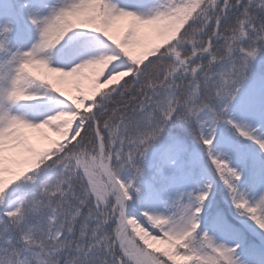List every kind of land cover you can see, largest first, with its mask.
<instances>
[{
    "label": "snow or ice",
    "instance_id": "6c2138e0",
    "mask_svg": "<svg viewBox=\"0 0 264 264\" xmlns=\"http://www.w3.org/2000/svg\"><path fill=\"white\" fill-rule=\"evenodd\" d=\"M0 264H264V0H0Z\"/></svg>",
    "mask_w": 264,
    "mask_h": 264
},
{
    "label": "rangeland",
    "instance_id": "374dc122",
    "mask_svg": "<svg viewBox=\"0 0 264 264\" xmlns=\"http://www.w3.org/2000/svg\"><path fill=\"white\" fill-rule=\"evenodd\" d=\"M37 136H39V133H36Z\"/></svg>",
    "mask_w": 264,
    "mask_h": 264
}]
</instances>
